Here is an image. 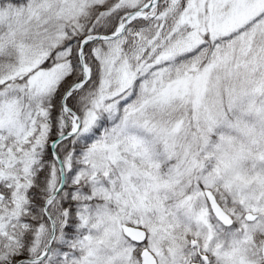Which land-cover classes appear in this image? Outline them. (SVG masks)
I'll return each mask as SVG.
<instances>
[{
	"label": "snow or ice",
	"instance_id": "snow-or-ice-1",
	"mask_svg": "<svg viewBox=\"0 0 264 264\" xmlns=\"http://www.w3.org/2000/svg\"><path fill=\"white\" fill-rule=\"evenodd\" d=\"M0 264H264V0H0Z\"/></svg>",
	"mask_w": 264,
	"mask_h": 264
}]
</instances>
